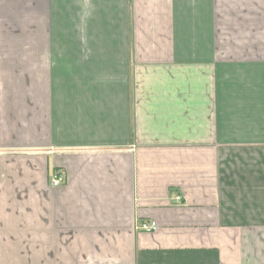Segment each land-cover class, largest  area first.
<instances>
[{
  "label": "crops",
  "instance_id": "1",
  "mask_svg": "<svg viewBox=\"0 0 264 264\" xmlns=\"http://www.w3.org/2000/svg\"><path fill=\"white\" fill-rule=\"evenodd\" d=\"M0 264H264V0H0Z\"/></svg>",
  "mask_w": 264,
  "mask_h": 264
},
{
  "label": "built area",
  "instance_id": "2",
  "mask_svg": "<svg viewBox=\"0 0 264 264\" xmlns=\"http://www.w3.org/2000/svg\"><path fill=\"white\" fill-rule=\"evenodd\" d=\"M64 176L62 173H54L52 176L51 184L52 186L60 185L64 182ZM176 202L180 201V196L177 195L173 198ZM142 228L145 230H155L157 228V224L154 221H151L149 223H146L145 225H142Z\"/></svg>",
  "mask_w": 264,
  "mask_h": 264
}]
</instances>
